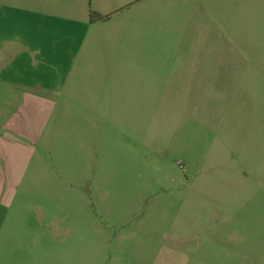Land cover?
I'll return each mask as SVG.
<instances>
[{
    "label": "rangeland",
    "instance_id": "obj_1",
    "mask_svg": "<svg viewBox=\"0 0 264 264\" xmlns=\"http://www.w3.org/2000/svg\"><path fill=\"white\" fill-rule=\"evenodd\" d=\"M14 85L0 264H264V0H0Z\"/></svg>",
    "mask_w": 264,
    "mask_h": 264
},
{
    "label": "crops",
    "instance_id": "obj_2",
    "mask_svg": "<svg viewBox=\"0 0 264 264\" xmlns=\"http://www.w3.org/2000/svg\"><path fill=\"white\" fill-rule=\"evenodd\" d=\"M12 87V86H11ZM21 91V97L25 101L17 108L16 113L10 116L2 125H0V133H3L0 138V158H5L3 152L5 147L13 140L12 136H19L36 140L37 135L43 130L48 115L52 114L53 108L47 110L44 106L46 103L40 102L34 95H30L27 87L15 86ZM39 87H35L34 91H38ZM23 93V94H22ZM28 101V102H27ZM25 104V105H23ZM44 125V126H43Z\"/></svg>",
    "mask_w": 264,
    "mask_h": 264
}]
</instances>
